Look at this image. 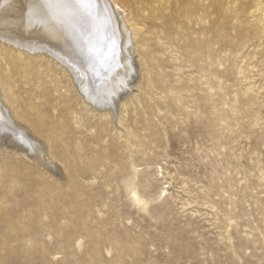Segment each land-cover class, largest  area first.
Segmentation results:
<instances>
[{"label": "rangeland", "instance_id": "1", "mask_svg": "<svg viewBox=\"0 0 264 264\" xmlns=\"http://www.w3.org/2000/svg\"><path fill=\"white\" fill-rule=\"evenodd\" d=\"M146 1L109 108L0 40V264H264V5Z\"/></svg>", "mask_w": 264, "mask_h": 264}, {"label": "bare ground", "instance_id": "2", "mask_svg": "<svg viewBox=\"0 0 264 264\" xmlns=\"http://www.w3.org/2000/svg\"><path fill=\"white\" fill-rule=\"evenodd\" d=\"M70 2L0 0V40L19 53L49 52L79 82L93 108L103 104L109 108L135 71L131 50L137 31L118 0H95L94 7L78 11L63 6ZM4 98L0 95V142L8 141L21 152L38 148L26 130L11 122L2 105Z\"/></svg>", "mask_w": 264, "mask_h": 264}, {"label": "snow or ice", "instance_id": "3", "mask_svg": "<svg viewBox=\"0 0 264 264\" xmlns=\"http://www.w3.org/2000/svg\"><path fill=\"white\" fill-rule=\"evenodd\" d=\"M95 0H71L70 3H66L63 6L73 9V10H80V9H90L94 7Z\"/></svg>", "mask_w": 264, "mask_h": 264}]
</instances>
